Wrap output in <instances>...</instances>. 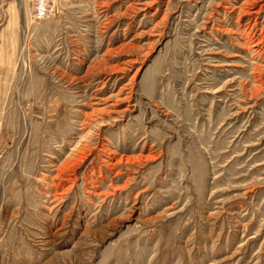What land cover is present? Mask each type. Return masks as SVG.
Returning a JSON list of instances; mask_svg holds the SVG:
<instances>
[{"label": "rangeland", "instance_id": "1", "mask_svg": "<svg viewBox=\"0 0 264 264\" xmlns=\"http://www.w3.org/2000/svg\"><path fill=\"white\" fill-rule=\"evenodd\" d=\"M51 1L0 0V264H264V0Z\"/></svg>", "mask_w": 264, "mask_h": 264}, {"label": "built area", "instance_id": "2", "mask_svg": "<svg viewBox=\"0 0 264 264\" xmlns=\"http://www.w3.org/2000/svg\"><path fill=\"white\" fill-rule=\"evenodd\" d=\"M53 17L51 0H34L33 18L37 22H46Z\"/></svg>", "mask_w": 264, "mask_h": 264}, {"label": "bare ground", "instance_id": "3", "mask_svg": "<svg viewBox=\"0 0 264 264\" xmlns=\"http://www.w3.org/2000/svg\"><path fill=\"white\" fill-rule=\"evenodd\" d=\"M248 12V11H247ZM247 14H249V13H247ZM65 166V165H64ZM68 177H71V175H68ZM57 179H62V180H68V179H65L64 178V175H61V174H59L58 176H57Z\"/></svg>", "mask_w": 264, "mask_h": 264}]
</instances>
